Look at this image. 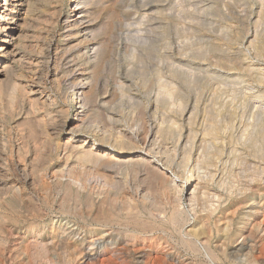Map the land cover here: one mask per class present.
Returning a JSON list of instances; mask_svg holds the SVG:
<instances>
[{
	"label": "rangeland",
	"instance_id": "obj_1",
	"mask_svg": "<svg viewBox=\"0 0 264 264\" xmlns=\"http://www.w3.org/2000/svg\"><path fill=\"white\" fill-rule=\"evenodd\" d=\"M73 1L58 0L57 4H53L54 7L57 6L59 9L57 14L47 13L42 8L45 12L40 10L41 13L38 12V15L34 14L30 18L29 26L26 27V30L23 32L24 34L17 33V37L19 34V39L14 43L16 54L14 53L15 61L12 63L11 80L1 86L0 164L4 168H7V170L9 169V171L4 173V170H2L3 172L0 170V182L5 179L14 183L15 180H22L24 175L20 171L14 170V166H18L20 163L27 166L25 174L29 178L32 179L34 177L45 182V184L44 182H40L38 185L25 184L24 186V184H21L24 187L23 197L12 192L4 193L5 191L2 190L4 185L0 184V217L5 218V224L8 229L16 231V234L21 238L20 241H23V248L29 249V253L33 255L36 247L39 248L38 250H42L44 242L45 244L52 242V237L47 231L51 222L57 226L61 225L65 229L69 228V231L75 233L73 246L77 250L84 252V254H93V257H95L87 261V258L82 259V255L77 258L76 253H72L69 256L70 258L66 259L68 264H140L142 260H139L138 257L144 245H149V247L156 245V248L158 246L161 247L157 250L159 251L157 254L154 253L159 258L160 264H264V208L261 207L254 209L257 210V213L253 215L250 221V224L257 223L261 226L260 232L256 235H251L248 237V240H245L244 237L235 236L233 243L226 248L227 256L224 255L225 249L222 248V241L217 230L209 227L210 224L214 225L218 221L220 213L212 218H207L208 215H203V213L199 212L198 215L204 218V223L205 225L207 224L205 236L207 239L202 237L203 239L198 241L197 253L189 251L180 241L178 235H165L163 233H154L153 235L150 233L144 237H149L152 241H141L139 239L141 244L136 248L129 247L130 250L127 252L129 257L125 261L114 260L103 262V252L108 250L112 244H107L108 241H101L100 236L95 235L96 232L103 230V228L87 218L89 208L86 205V196L82 195L79 198L76 192L69 193L65 188L60 189L52 176L53 172L58 173L59 170L68 167L72 173L74 172L73 174L76 178L83 180L89 178L88 180H92V176L96 170L98 171V168L90 163L79 160L77 157L79 151L83 148L82 146H85V144H87V147L92 146L94 143L98 144L99 137L102 136V130H105L104 126H106L109 134L112 132L114 124L110 123V117H117L116 115H119L121 116L120 119L132 128H136L138 124L140 126L141 118H146L148 125L160 124L163 120L181 119L182 107L185 106V102L194 103L197 95L201 92V84L198 80L201 75L199 72L200 67H203L205 71L210 69L214 71L215 68L226 67V65L232 64V62L229 63L227 60H225L224 64H217V60L214 58L213 46H219L218 49L232 53L234 55V57L232 55L233 62L238 60V57L242 55L248 61H252L253 59L256 62L257 60L264 67V55L259 54L257 50V48L264 47V0H99V4L95 3L92 6V10L95 12V10L105 9L102 18L105 20L100 21L101 23L106 22L104 24V26L106 25V37H110L111 39V43H109L110 48L107 50L105 60L100 65L96 74V79L101 85L99 92L100 99L98 100L99 106L94 108V113H90L91 115L86 125H80L69 134V131L75 127L72 126V124H75V118L79 117L77 113L82 111L80 103H78L79 100L74 97V84L80 80H74L72 74L83 68L82 66L89 65L88 68L91 69L94 65L87 64L88 57L92 56L91 53L93 51L91 48L85 51L84 46L81 47L83 38H68L64 36L67 34L62 30L63 21L72 11ZM60 10L63 15L60 13ZM116 16L121 18L118 19ZM47 38H49L48 41H46ZM41 41H44V45L43 43L41 44ZM40 44L41 46H39ZM46 44L47 46H45ZM56 50L58 53L57 61H55ZM129 66L132 68V72L128 71ZM23 75H26V77H23ZM32 75L34 76L32 77ZM118 80L124 81L128 89L123 97L118 95ZM160 81L167 82L175 88L174 100H184L183 106H180L177 102L176 106L167 105V103L163 102L157 103ZM24 84L28 86H34L33 84H35L40 90L43 89L41 91H46L45 94H49L51 97L47 98L40 94L23 92L22 86ZM229 85H232V83ZM240 86L242 87L243 85ZM15 87L17 88L14 95L15 98L11 101V93ZM222 89L223 92L219 93V96L222 94V98L220 97L221 103H226L229 107V103L231 102L235 106L238 118L246 122L250 116L251 108L244 109L241 99L234 101L233 97L226 91L229 90L228 86L223 85ZM262 90L264 91V89ZM215 93L216 91L212 90L211 87L202 93L203 100L207 101L201 107L200 122L204 115L203 109L205 105H209L211 101H214L213 97ZM246 93H249V91ZM134 94L142 96L143 101L141 104H136L131 99V97L136 96ZM103 97H107V100L105 99L104 102L101 99ZM47 116H59V118H57L56 122L47 118ZM185 119L183 120L186 121ZM47 125L48 129H46ZM65 127L67 128L65 129V135L59 138L56 134L52 135L55 128L64 130ZM165 127L168 128L169 125H165ZM42 158L46 160L44 161ZM2 163H7L8 167ZM41 164L44 166H41ZM16 172L18 173L16 174ZM120 172L125 178L127 177V181H130V178L132 180L131 175L127 174L126 176L127 171ZM3 177L5 178L3 179ZM94 187L100 188L98 184L97 186L94 185ZM150 187L149 185V189H151ZM29 189L32 191H29ZM32 193H34L35 197H31ZM150 193L151 196H158L156 192L154 194V190L150 191ZM36 196H38V200H36ZM182 198V209L187 210L186 215H190V221L184 228V233H187L189 229L195 226L197 215L188 205V196L185 195ZM33 203L36 205H33ZM30 205L35 206L39 215H41L38 221V225L41 226V231L39 232L41 236L33 235L37 230L33 227L36 224L35 222L29 223V225H23L22 223L17 227L13 221V219L18 217L28 216V213L24 210ZM246 212L250 213V208H246ZM251 231L252 229H249V232H245V235H250ZM125 237L127 239V233H125ZM130 240L127 239L126 241L133 243L132 240L134 239ZM204 241L207 242L204 243ZM92 242H95V244L92 245ZM167 243L170 246L166 248L168 246ZM241 246H244V250L237 252V248ZM167 251L171 253L170 259L164 256L167 254ZM22 253L21 264H41V261L37 258H31L25 249ZM108 256L110 257V255ZM108 256H105V258H109ZM43 263L51 264L48 261H43ZM59 264L65 263L59 261Z\"/></svg>",
	"mask_w": 264,
	"mask_h": 264
},
{
	"label": "bare ground",
	"instance_id": "obj_2",
	"mask_svg": "<svg viewBox=\"0 0 264 264\" xmlns=\"http://www.w3.org/2000/svg\"><path fill=\"white\" fill-rule=\"evenodd\" d=\"M98 1L99 0H74L72 11L66 18L64 17L65 20L62 24V30L67 34H63L64 36L71 39L82 37L81 47L84 46L85 51L89 48L92 49L93 53H91L92 56L88 57L87 64H94L91 69L88 68L89 65L82 66L83 68L72 74L74 80H80L74 84V97L79 100L78 103H80V109L82 111L77 113L79 117L75 118V124H72V126L75 127L69 131V134L80 125H86L91 115L90 113H94V108L99 106L98 100L100 99L99 92L101 90V85L96 79V74L100 65H102V62L105 60L107 50L110 48L109 43H111V39L110 37H106V25L104 26L106 22L101 23L100 21L105 20L102 19L105 9L99 11L95 10V12L92 10V6L95 5V3L97 5L99 4L100 1ZM57 3L58 0H0V97L2 93V84L7 81L10 82L11 80L12 63L15 61L16 54L14 50L16 46L14 43L19 39V34L17 37V33H23L26 27L29 26L30 18L38 12L41 13L40 10H42V8L47 11V13L57 14L59 9L57 6H53V4ZM44 10L42 11L45 12ZM117 18L120 19L121 17L119 18L118 16ZM119 37L121 38V36ZM48 40L49 38H47L46 41ZM43 42L41 41V44ZM41 44L39 46H41ZM45 46H47V44ZM218 48L219 46H213L214 58L217 60L216 63L224 64L225 60H227L229 63L232 62V64H225L226 67L215 68L214 71L211 69L205 71L203 67H200L199 72L201 75L198 80L201 84V92L197 95L194 103H189V101L188 103L185 102V106L182 107L181 119L163 120L160 124L148 125L146 118H141V121L139 120L140 126L137 123L138 125L136 128H132L120 119L121 116L116 115L117 117H110V123L114 124V127L112 126V132L109 134V131L106 130V126H104L105 130L100 129L103 132L102 136L99 137L98 144L94 143L90 147H87V144H85V146H82L83 148L79 151L77 157L79 160L90 163L98 168V171L96 170L94 172L92 180H88L89 178L84 180L76 178L73 174L74 172L72 173L68 167L66 169L62 167L63 169L59 170L58 173H52L60 189L65 188L69 193L76 192L79 198H81L82 195L86 196V205H88L87 207L89 208L87 218L103 228V230L96 232L95 235L100 236L101 241H108L107 244H112L108 250H103V262L114 260L125 261V259L129 257L127 253L128 250H130L129 247L136 248L141 244L139 239H141V241H149L150 238L144 236H148L150 233L153 235L154 233H163L165 235L172 234L173 236L178 235L180 241L189 251L197 253L198 241L203 238L207 239L205 238L207 224L205 225L204 218L198 215L199 212L203 213V215H208L207 218H212L220 213L218 221L214 223V225L210 224L209 227L213 230H217L222 241V248L225 249V256H227L226 248L233 243V238L235 236H239L240 238L244 237L245 240H248V237L260 232L261 226L257 223L250 224V221L253 215L257 213V210H254L256 207L264 208V91L262 90L264 89V67H262L257 60L256 62L253 61V59L252 61H248L244 59L242 55L238 57L239 61L236 60L233 62L234 55L232 53ZM57 50L55 53H57ZM257 50L259 54L264 55V47L257 48ZM57 55L58 53L56 54L55 61H57ZM46 63L48 64V62ZM128 71L132 72L130 66ZM33 76L34 75H32V77ZM23 77H26V75H23ZM230 83H232V85H229ZM33 85L34 86H28L24 84L22 86L23 92L27 91L26 93L40 94L47 98L51 97V95L45 94L46 91L43 92L41 91L43 89L40 90L37 85ZM223 85L228 86L229 90L226 91L229 92L234 101L241 99L244 109L251 108L250 116L246 122L238 118L235 106L231 102L229 103V107L226 103H221L222 94L219 96V93L223 92ZM240 85L243 86L241 87ZM117 87L118 95L123 97L124 93L128 90L125 82L118 80ZM209 87L216 91L213 97L214 101L210 100L211 103L205 105L203 109L204 115L200 122L199 115L202 113L201 107L207 101L203 100L202 93ZM16 90V87L12 90L11 101L15 98L14 95L16 94ZM248 91L249 93H246ZM174 93L175 88L171 84L160 81L157 97L159 99L157 103L163 102L172 106H176L177 103H179L180 106H183L184 100H174ZM107 97L101 98L103 102ZM43 99L45 100V98ZM131 99L135 101L134 103L136 104H141L143 101L140 95L133 96ZM48 104L50 105V103ZM43 118L45 117L43 116ZM47 118L56 121L59 116H47ZM182 118H186V121ZM165 125H169V127L166 128ZM46 129H48V125ZM65 129L67 128L65 127L64 130L55 128L52 135L56 134L59 138L66 134ZM2 164H6L7 166V163ZM11 165H13V163H11ZM42 165L43 164H41V166ZM15 166L14 170L20 171L21 174L24 175V178L22 180H15V183L5 179L4 181L2 180L0 184L4 185L2 189L5 191L4 193L12 192L23 197L24 187L21 184H24V186L25 184L38 185L42 180H38L34 177L32 179L29 178L28 175L25 174L27 172L26 165H21L20 163L18 166ZM0 170H4V173L9 171V169L7 170V168H4L1 164ZM120 171H127L126 176L127 174L131 175L132 180L130 178V181H127V177L125 178ZM17 173L18 172H16V174ZM4 178L5 177H3V179ZM97 184L98 187L100 186L98 189L94 187V185L97 186ZM149 185L151 189H149ZM30 190L31 189H29V191ZM152 190H154V194L155 192L157 193V197H154L155 195L151 196L150 191ZM31 195V197H33L34 193ZM185 195L188 196L189 207L197 215L195 218V226L189 229L187 233H184V228L190 221V215H186L187 210H183L181 206L182 197ZM38 196H36V200H38ZM35 203H33V205ZM33 205L28 206L24 210L28 213V216H21L13 219V221L17 227L22 223L23 225H29V223L35 222L36 224L33 227L37 230L33 235L41 236L39 233L41 231V226L38 225L41 215H39L37 208ZM246 208H250V213L246 212ZM0 222V264H21L22 252L24 249L31 258L35 257L40 260L41 264H44L43 261H48V263L51 264H59V261H62L68 264L66 259L71 256L72 253H76L75 255L77 258L82 255V259L87 258V261L95 257H93V254H84V252L77 250V248L73 246L75 233L69 231V228L65 229L63 226H57L53 222H51L47 230L48 234L52 237V242L50 244H45L44 242L42 250H38L39 248L36 247V251L32 255L29 253V249L23 248V241H20L21 238L16 234V231L8 229L4 217H0ZM249 229H252L250 235H245V232L248 233ZM125 233H127V239H134L132 240L133 243L126 241ZM206 242L207 241H204V243ZM91 244L94 245L95 242ZM160 245L162 244L160 243ZM155 246L152 245L149 247V245H144L142 247L138 257L139 260H142L140 264L161 263L159 258L154 255V253L157 254L159 252L157 250L161 247L158 246L156 248ZM169 246L168 244L166 248ZM243 250L244 246L237 248V252ZM108 255H110V257ZM170 255L171 253L167 251V254L164 256L170 259ZM105 256L109 258H105Z\"/></svg>",
	"mask_w": 264,
	"mask_h": 264
}]
</instances>
